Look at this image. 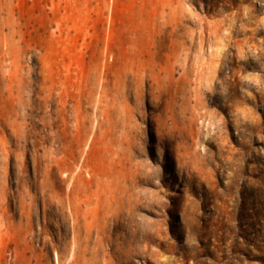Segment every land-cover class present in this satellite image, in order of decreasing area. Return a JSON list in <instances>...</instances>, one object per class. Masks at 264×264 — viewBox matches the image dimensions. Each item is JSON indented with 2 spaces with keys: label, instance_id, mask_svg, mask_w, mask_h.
Masks as SVG:
<instances>
[{
  "label": "rangeland",
  "instance_id": "374dc122",
  "mask_svg": "<svg viewBox=\"0 0 264 264\" xmlns=\"http://www.w3.org/2000/svg\"><path fill=\"white\" fill-rule=\"evenodd\" d=\"M0 264H264V0H0Z\"/></svg>",
  "mask_w": 264,
  "mask_h": 264
}]
</instances>
